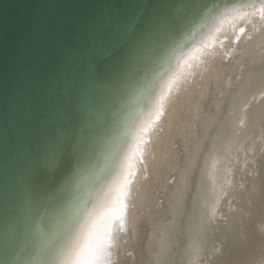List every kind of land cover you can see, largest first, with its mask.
I'll return each mask as SVG.
<instances>
[{"label":"water","instance_id":"water-1","mask_svg":"<svg viewBox=\"0 0 264 264\" xmlns=\"http://www.w3.org/2000/svg\"><path fill=\"white\" fill-rule=\"evenodd\" d=\"M254 3L0 0V264H38L183 53Z\"/></svg>","mask_w":264,"mask_h":264},{"label":"bare ground","instance_id":"bare-ground-1","mask_svg":"<svg viewBox=\"0 0 264 264\" xmlns=\"http://www.w3.org/2000/svg\"><path fill=\"white\" fill-rule=\"evenodd\" d=\"M239 15L183 53L157 113L139 116L108 179L84 190L91 203L38 264H71L90 224L121 201L108 264H264V21ZM148 117L147 135L134 134Z\"/></svg>","mask_w":264,"mask_h":264},{"label":"snow or ice","instance_id":"snow-or-ice-1","mask_svg":"<svg viewBox=\"0 0 264 264\" xmlns=\"http://www.w3.org/2000/svg\"><path fill=\"white\" fill-rule=\"evenodd\" d=\"M257 3L259 4L258 8L254 3L250 6L251 10H240L238 18L247 20L250 17H258L264 21V0H257ZM126 207L127 205L121 201L118 209L116 205L113 206L111 215L105 214V217L98 220L96 224H90L87 234L72 249L71 264H108V258L111 256L115 241L112 225L115 224L117 230H123V210Z\"/></svg>","mask_w":264,"mask_h":264}]
</instances>
